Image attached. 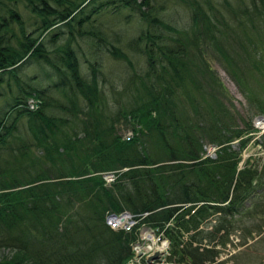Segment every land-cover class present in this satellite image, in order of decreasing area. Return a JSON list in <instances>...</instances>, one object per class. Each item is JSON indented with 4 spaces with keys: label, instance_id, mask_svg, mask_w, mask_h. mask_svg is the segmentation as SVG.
I'll return each mask as SVG.
<instances>
[{
    "label": "trees",
    "instance_id": "obj_1",
    "mask_svg": "<svg viewBox=\"0 0 264 264\" xmlns=\"http://www.w3.org/2000/svg\"><path fill=\"white\" fill-rule=\"evenodd\" d=\"M168 1L0 0V264H147L141 225L169 241L155 264H225L264 198V152L242 153L264 115V0H175L183 26ZM132 16L124 48L114 23ZM103 47L127 65L106 89ZM30 61L31 83L17 74ZM123 210L138 222L114 229L106 216Z\"/></svg>",
    "mask_w": 264,
    "mask_h": 264
},
{
    "label": "rangeland",
    "instance_id": "obj_2",
    "mask_svg": "<svg viewBox=\"0 0 264 264\" xmlns=\"http://www.w3.org/2000/svg\"><path fill=\"white\" fill-rule=\"evenodd\" d=\"M9 2V1H8ZM217 2H220L217 0ZM90 5V4H89ZM18 10L24 15L27 16L28 9L24 6L23 1L18 3ZM166 9L170 14H173L172 21L176 23L177 26H183L187 19V15L184 11V7L181 3L175 0H169L166 4ZM135 17L132 16V19L127 23H114V30L118 33L120 42L124 48L127 38L133 35L137 30V24L134 20ZM115 38V36H113ZM96 47V46H95ZM103 47L99 52L101 56V69L106 76V81L104 84L105 89L109 88L110 83H117V79L122 74L123 69L126 68V63L120 59L113 58L109 52H106ZM129 54L135 58V52L130 51ZM218 70L224 84L227 86L230 94L232 95V101L235 107L243 114L247 113L248 103L244 95L238 89L236 83L230 78L227 74V71L223 69L219 64L214 65ZM41 66L39 64L33 63L32 61L24 63L20 66L17 71V74L21 76L22 81L36 82L37 78L40 76ZM6 84L4 83V87ZM36 85V84H35ZM48 85V83H47ZM46 86V85H45ZM3 87L1 88V90ZM53 95H57L54 90L51 92ZM30 105H33L34 100L28 98ZM248 117L250 113H247ZM252 124L257 125L256 115L250 116ZM25 124V123H24ZM26 125V124H25ZM262 125V124H261ZM258 127V126H257ZM23 136L27 134L26 126H20ZM129 128L123 127L120 129V132L124 134ZM260 129V130H259ZM258 130L252 132L253 137L249 140L250 142L243 149V158L245 159L250 154L259 156L264 149H260V145L255 143V138L260 141H264V124L263 127H259ZM129 132H126L128 136ZM251 134V132H249ZM259 198V197H258ZM250 212L245 214L242 219L241 226L236 229L231 235L230 240L226 243L225 246H222V250L218 257L219 260H224L225 264H264V198H260L257 202H254L252 207H250ZM263 217V219H262ZM149 236V235H148ZM146 238V236H144ZM154 237V238H153ZM151 239L155 240L156 235L150 233ZM151 243L149 239H145L144 242ZM158 245L155 247L144 250V252H153V249H163L164 254L166 251L165 246L162 248L164 241H157ZM152 250V251H151ZM2 249L0 248V253ZM147 255V254H146ZM164 257V255H163ZM164 261V260H163ZM127 264H134L133 262H128Z\"/></svg>",
    "mask_w": 264,
    "mask_h": 264
},
{
    "label": "water",
    "instance_id": "obj_3",
    "mask_svg": "<svg viewBox=\"0 0 264 264\" xmlns=\"http://www.w3.org/2000/svg\"><path fill=\"white\" fill-rule=\"evenodd\" d=\"M263 119H264V117H262ZM125 218V216L124 215H120L119 216V219L120 220H123ZM151 230V232H152V229H150ZM162 254V251L160 250V249H158V248H155L154 250H153V252L152 253H149L148 255H147V257H146V259H147V262H151L152 260H154V259H156V258H160V255Z\"/></svg>",
    "mask_w": 264,
    "mask_h": 264
},
{
    "label": "bare ground",
    "instance_id": "obj_4",
    "mask_svg": "<svg viewBox=\"0 0 264 264\" xmlns=\"http://www.w3.org/2000/svg\"><path fill=\"white\" fill-rule=\"evenodd\" d=\"M262 125L264 124V122L261 123ZM154 238V237H153ZM166 245V241H164V243L162 244V248Z\"/></svg>",
    "mask_w": 264,
    "mask_h": 264
},
{
    "label": "built area",
    "instance_id": "obj_5",
    "mask_svg": "<svg viewBox=\"0 0 264 264\" xmlns=\"http://www.w3.org/2000/svg\"><path fill=\"white\" fill-rule=\"evenodd\" d=\"M111 223H112V224H116V221H115V220H111Z\"/></svg>",
    "mask_w": 264,
    "mask_h": 264
}]
</instances>
